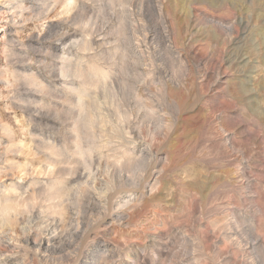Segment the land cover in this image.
Wrapping results in <instances>:
<instances>
[{"label":"rangeland","instance_id":"obj_1","mask_svg":"<svg viewBox=\"0 0 264 264\" xmlns=\"http://www.w3.org/2000/svg\"><path fill=\"white\" fill-rule=\"evenodd\" d=\"M8 257L264 264V0H0Z\"/></svg>","mask_w":264,"mask_h":264},{"label":"bare ground","instance_id":"obj_2","mask_svg":"<svg viewBox=\"0 0 264 264\" xmlns=\"http://www.w3.org/2000/svg\"><path fill=\"white\" fill-rule=\"evenodd\" d=\"M191 24V23H190ZM47 240V239H46ZM12 254V253H11ZM15 255V254H14ZM2 261V260H1ZM17 258L16 257H8L7 260H3L2 264H18L17 263Z\"/></svg>","mask_w":264,"mask_h":264}]
</instances>
